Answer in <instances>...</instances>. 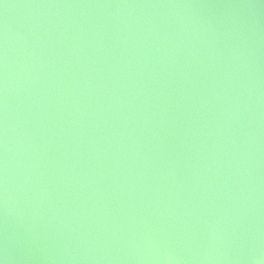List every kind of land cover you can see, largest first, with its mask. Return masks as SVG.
Masks as SVG:
<instances>
[{
  "label": "water",
  "instance_id": "water-1",
  "mask_svg": "<svg viewBox=\"0 0 264 264\" xmlns=\"http://www.w3.org/2000/svg\"><path fill=\"white\" fill-rule=\"evenodd\" d=\"M0 262L264 264L244 0H0Z\"/></svg>",
  "mask_w": 264,
  "mask_h": 264
},
{
  "label": "rangeland",
  "instance_id": "rangeland-1",
  "mask_svg": "<svg viewBox=\"0 0 264 264\" xmlns=\"http://www.w3.org/2000/svg\"><path fill=\"white\" fill-rule=\"evenodd\" d=\"M249 29L255 43L264 53V0H244Z\"/></svg>",
  "mask_w": 264,
  "mask_h": 264
},
{
  "label": "clouds",
  "instance_id": "clouds-1",
  "mask_svg": "<svg viewBox=\"0 0 264 264\" xmlns=\"http://www.w3.org/2000/svg\"><path fill=\"white\" fill-rule=\"evenodd\" d=\"M0 264H2V262H0Z\"/></svg>",
  "mask_w": 264,
  "mask_h": 264
}]
</instances>
